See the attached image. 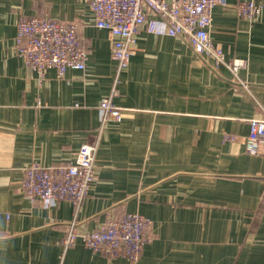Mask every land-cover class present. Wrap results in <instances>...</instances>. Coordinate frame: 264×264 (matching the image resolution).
Returning <instances> with one entry per match:
<instances>
[{
    "label": "crops",
    "instance_id": "1",
    "mask_svg": "<svg viewBox=\"0 0 264 264\" xmlns=\"http://www.w3.org/2000/svg\"><path fill=\"white\" fill-rule=\"evenodd\" d=\"M238 1L213 8L209 31L226 61L242 59L234 73L144 28L118 72L89 0H0V264H58L71 221L94 229L126 212L152 220L136 261L77 241L62 264H264V154L245 147L249 121L264 118V7L249 21ZM40 14L77 23L84 69L51 68L39 82L15 54L19 16ZM117 75L122 119L100 129ZM95 141L97 176L77 210L23 193L29 164L67 162Z\"/></svg>",
    "mask_w": 264,
    "mask_h": 264
},
{
    "label": "built area",
    "instance_id": "2",
    "mask_svg": "<svg viewBox=\"0 0 264 264\" xmlns=\"http://www.w3.org/2000/svg\"><path fill=\"white\" fill-rule=\"evenodd\" d=\"M223 0H89L96 26L111 35V57L117 70L125 69L133 54L137 36L144 28L155 34L178 36L198 55L209 58L213 67L225 64L232 72L243 65L242 59L225 60L223 49L210 37L213 8ZM264 0H239V17L254 20ZM14 51L25 65L37 74L39 82L53 68L63 76L69 68L84 69L88 48L72 21L51 18L47 14L20 15L14 39ZM118 75L109 93L99 104L100 129L108 122H120L121 107L114 103L119 94ZM249 153L260 150L264 154V118H252L245 138ZM97 141L83 143L74 157L64 163L42 165L32 162L24 169L20 188L31 199L55 201L70 200L77 210L87 196L97 176L94 156ZM152 220L138 212H126L120 217H109L94 229H82L71 221L62 239L65 250L80 241L86 248L109 257L124 256L136 261L143 246L151 239ZM63 254L58 264H62Z\"/></svg>",
    "mask_w": 264,
    "mask_h": 264
}]
</instances>
